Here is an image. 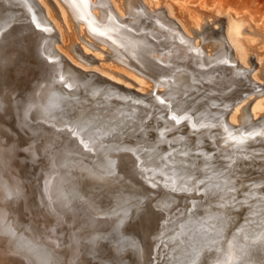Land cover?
Wrapping results in <instances>:
<instances>
[{
  "label": "bare ground",
  "instance_id": "obj_1",
  "mask_svg": "<svg viewBox=\"0 0 264 264\" xmlns=\"http://www.w3.org/2000/svg\"><path fill=\"white\" fill-rule=\"evenodd\" d=\"M37 1L42 12L34 11V0H0V41L17 15L12 4L21 6L20 16L37 26L52 22L60 38L55 46L86 72L58 62L70 90L41 82L7 99L2 94L18 80H8L5 69L0 111H13L19 130L9 126L10 116L2 118L0 260L12 255L20 264H217L219 257L227 264H264V171L254 177L250 171L264 165V89L249 94L259 93L249 111L243 108L247 98L237 102L243 85L264 83V50L241 34L248 28L264 39V21L231 16L227 36L217 35L209 49L213 31L202 14L222 15L219 6L195 13L178 10L170 0H61L82 34L105 44L114 61L151 84L131 74L122 79V72L104 63L89 67L100 60L75 59L70 50L76 53V36L65 11L67 33L46 2ZM47 52L52 56V47ZM251 52L255 67L249 66ZM221 105L232 107L227 116ZM30 114L42 123L32 122ZM173 116L185 124L180 135L173 131L181 126ZM47 125L52 135L30 133ZM207 138L223 158L217 150L216 156L207 152ZM240 196L250 207L236 201ZM62 217L69 230L58 229Z\"/></svg>",
  "mask_w": 264,
  "mask_h": 264
},
{
  "label": "water",
  "instance_id": "obj_2",
  "mask_svg": "<svg viewBox=\"0 0 264 264\" xmlns=\"http://www.w3.org/2000/svg\"><path fill=\"white\" fill-rule=\"evenodd\" d=\"M50 2L53 3V5H55L52 0H50ZM12 5H11L12 7H15L14 9L16 10L17 15L14 17L13 22L9 26H7V28H5L1 34L2 38L0 41V54L2 53L1 54L2 58L0 59H2V64H0V83H5V80L3 79V76H5V69L9 70L7 79L10 80L11 77L15 76V78L18 80V83L10 87L11 88L10 90L6 89L7 93L2 94V96L7 94L8 96L7 99H9L10 95L14 96V98H18L19 95L18 93H16L17 91L22 90L23 88H25V91L29 89L31 90L32 88L30 87H32L33 85L36 86L40 84L41 82L50 83V84H61L64 88H66V91L70 90L69 87L66 85L65 81L61 78V76L58 75V72L60 70L59 66H57L58 62L62 63L63 68L65 67L71 68L72 70L80 74H82L83 72H86V70L82 69L81 67L71 62L55 46V44L60 42V38L57 33V29L55 28V26L52 24L50 20L45 24V26H37L32 21V19L27 17L26 15L20 16L22 12L21 6H16L14 4ZM34 5L36 6L34 8L35 12L43 11L42 5H40L37 0H34ZM75 24L76 26H78L77 25L78 22L75 21ZM219 29L220 28H212V31L215 34L217 33ZM195 35H197V33ZM222 37L225 38L224 35ZM80 38L84 40L85 42H87V40H85L83 36H80ZM92 39L95 44L99 42L95 38H92ZM216 39H218V37ZM95 44L91 45L92 48H98L97 46H95ZM50 47H52V52H51L52 56L48 55V52H47V49H49ZM74 47L76 50V55L79 59L91 60L92 62L99 61V59L96 58L93 54L84 52L81 46H79V43H76ZM102 51L106 54L107 58L113 57V53L111 52V50L109 51V53L106 52V50L104 49ZM7 55H12L13 57L12 58L10 57L11 59L9 60L6 57ZM13 60L15 61V64L12 63ZM252 64H255L254 61ZM226 65L232 66L233 63L226 64ZM18 67L19 69L20 67H22L25 70L21 72L19 69H16ZM251 67H254V65H252ZM51 68L53 70L52 72H51ZM12 71L14 75L11 74ZM249 71H250V68H248V72ZM51 74H54V77H51ZM25 75H27V77L23 78V76ZM6 87L8 88L9 86H6ZM249 87H250V84L243 85L244 92L241 93V96L237 99L238 100L237 102L243 100L244 98H248L249 94L253 92V90H255L256 92L263 91L264 83L261 85L254 84L253 87L251 88ZM131 89L138 91L134 88H131ZM258 95L259 93L254 94L253 98H251L249 101L244 103L243 108L249 111L253 99L257 97ZM14 103L16 105V102ZM221 107L223 109V112L226 113V116L232 110V107H229V106L221 105ZM5 116L7 117L10 116V118L8 119L9 126L13 128L14 131H18L19 128H16L15 121H14V118H15L14 112L13 111L7 112V110L2 108L0 111V122L1 123L4 122L3 117ZM30 120L34 123H37V125L39 124V122L42 123V121L36 119L35 115H31V114H30ZM181 123L183 122H179L178 124H181ZM47 126L49 128L45 127V129H39V130L37 128L36 129L37 133H34V132H30V133L36 134V136L37 134L40 135L41 132L51 133L52 135V131L50 129L51 125H47ZM62 130L63 129L61 128H57L56 129L57 132L56 131L54 132H56L59 136H61L64 139L66 134ZM18 134L20 136H25V134L24 133L22 134V132ZM58 147H61V145ZM67 149L72 150L71 148H67ZM37 160L39 161L40 159H37ZM16 164H24V163H20V161L17 160ZM31 164H38V163L33 161ZM157 222L158 220H154L153 226L156 225ZM141 223H142L141 227H145V226L147 227L146 225L147 223H145L144 221L143 222L141 221ZM138 225H140L139 222H138ZM0 244L2 245L3 243H0ZM151 256L154 257V254H152ZM0 257H1V254H0ZM2 259L7 261V260H14L15 258H13L12 255H6V258H2ZM152 263L156 264V262H152Z\"/></svg>",
  "mask_w": 264,
  "mask_h": 264
},
{
  "label": "rangeland",
  "instance_id": "obj_3",
  "mask_svg": "<svg viewBox=\"0 0 264 264\" xmlns=\"http://www.w3.org/2000/svg\"><path fill=\"white\" fill-rule=\"evenodd\" d=\"M44 1L48 5V7H50V9H51V11H52V13L54 15V18L60 24V26H61L62 30L64 31V33H67L68 28L66 27V23H65L64 18L62 16V11H65V13L67 15V18L70 21L71 29L74 31V34L76 36V40H75L76 43H79V46H81V48L82 47H86L90 51V52H86V53L93 54L96 58H98L101 61L99 63L90 64L91 66H89V64H87V63H85V65H87L89 67H94V66L101 67L102 64L104 63L105 65H107L109 67H112L115 70H119L120 72H122L123 76H121V75L119 76V77H122V79H127V77H130L128 74H131V75H134L136 77L145 79L146 81H148L149 83L152 84V82L149 79H147L146 77H144L142 75H139L134 70H131L127 66H124L123 64H120V63L114 61L111 57L107 58L106 57V54L102 51V49H104V50L106 49V45L105 44H104L105 46L104 45H101V44H96V46L98 45L99 48H92V46H90L87 42H85L84 40H82L80 38L81 35L83 36V38L85 40H87L89 42H93V40L90 39V36H88L87 34H84V33L82 34L80 32L79 28L82 25L81 24H78V26H76V24H75L74 20L72 19L71 15H70V13L68 11V9L66 8V6L63 4V2L61 0H52L55 5H53V3L50 2V0H44ZM170 1L172 3H174V5H177L176 7H177L178 10L179 9H182V10H185V11H194L195 13H197V11H199V10L208 12L209 10H212V9L216 8V6H219L220 7V9H221V11H222L223 14L222 15H218L217 16L218 18L217 17H214V18L211 17L210 19H213L212 21H210V19L207 18V14H205V13L202 14L204 16V19H205V24L206 25L207 24L208 25L211 24L207 28H209V27H210L209 29H211V28H220L217 31V33L214 34L212 32V34L215 35V36L213 35V40L210 39L209 42L205 44V46H208L209 49H212V46L214 47L216 45L217 41H215V40H217L216 39L217 38V35H218V37L223 36V35L224 36L225 35L227 36L228 24H229V21L228 20H230V17L231 16L250 17L252 20L256 21L255 24H258V22H259V25H263L261 21H264V0H170ZM213 24H215V25H213ZM246 31H248V28L245 29V30H243L241 32V34L245 38H247V37H254V43H255L254 45L255 46H258L257 48H260L261 47V49L264 50V39L261 38V36H260L261 34L260 33H257V32L256 33H253V34H250L249 31L248 32H246ZM258 40H259V42H258ZM257 43H259V44H257ZM61 46H62V44H61ZM106 52L109 53V51H106ZM95 53L101 54V56L103 55L102 58H101V56L98 57ZM252 53L253 52L250 53L249 66L254 65V67H255V64H252L253 63V60L251 59V56H254V57H256V56L254 55V53L253 54ZM70 54L73 57H75V59H77L78 61L84 63L83 60L79 59L77 57L76 53H73L71 50H70ZM102 59H103V61H102ZM250 62H251V65H250ZM262 81H264V79H262ZM131 82H133V81H131ZM132 84L134 86L136 85L135 82H133ZM134 86H132V87H134ZM249 98L251 99V98H253V96H251ZM249 98L246 99V102L250 100ZM254 99L256 101L257 99H259V97H256ZM254 99H253V101H254ZM253 101H252V103H253ZM246 102L243 101V103H246ZM143 105L147 107L146 104L143 103ZM161 112L163 113L164 111H161ZM242 112L245 113L244 111H242ZM152 118H153V116H149L148 115L147 117H145L146 122L147 123H152ZM213 128H217V126H213ZM184 129H186L185 124L184 123H181V126L178 127V128H176V129H174L173 131L175 132L176 135H178L179 134V131L180 130H184ZM213 132L218 133L217 130H215ZM190 135H196V134H195V132H191ZM210 141H211V138H207V141H205L203 143V145H209V142ZM259 141L260 140H257L256 143H259ZM178 144H179L178 141H172L171 142V145L172 146H177ZM209 146L211 147V149H208L207 152L210 153V155L212 154V156H216V152H217V155L220 154V157H218V158L219 159L220 158H223L221 156V153H220L221 151H218L217 149L214 150V148H212L214 145H209ZM202 148L204 149V146H202ZM255 148H257V147H249V149H247V150L253 151ZM194 152L197 153V151H194ZM255 153H259V152H255ZM214 159L216 160V158H212L211 159L212 160L211 161V164H215V160ZM224 159H226V158H224ZM225 164L229 165L231 163L228 160V161H226ZM55 165H56L57 168H61L62 167V166H59L58 164H55ZM206 165H208V164H206ZM250 171H254L252 173L253 175L251 174L252 177H254L255 175L258 176L260 173H263V171H264V165H262L260 167L258 166V164L251 165L250 166ZM250 171H249V174H247V175H250ZM258 171H259V173H258ZM243 176H246V174H243ZM249 181L251 183L253 180H249ZM241 197H243V196L237 197L236 201H238V203L241 202V201H243V203H242L241 206L244 207V208L250 207L251 203L250 202H244V200H243L244 197L243 198H241ZM235 210H238V208H236ZM18 213L22 217V212L18 211L17 214ZM16 219H18V217H16ZM62 219H63V217L61 218V220ZM61 220H60L61 223H58V225H57L59 230L61 229V231H62V229L66 228V227H67V229L70 228L69 225L68 226L67 225H65V226L62 225V224H64V222H63V220L62 221ZM73 230H74V228H71L70 229V231H73ZM62 233H64V235H65V232H62ZM159 237L160 238L157 237V239L158 240H161V234H159ZM10 263L11 264H20L17 260H15L14 263H13V260H7V261H5L4 259L0 260V264H10Z\"/></svg>",
  "mask_w": 264,
  "mask_h": 264
},
{
  "label": "snow or ice",
  "instance_id": "obj_4",
  "mask_svg": "<svg viewBox=\"0 0 264 264\" xmlns=\"http://www.w3.org/2000/svg\"><path fill=\"white\" fill-rule=\"evenodd\" d=\"M157 99L160 101V103H162V104L164 103V100H160L159 97H157ZM182 118L186 119V117H182ZM172 119L175 120V121H177V122H179V120L177 119L176 116H173ZM70 131L72 132L73 135H76V134H77L76 131H75L74 129H70ZM250 135H251V134H250ZM174 190H175V189H174ZM181 190H186V189H183V188H182ZM262 239H264V237H262ZM217 264H227V262H226V261H222V260H220V258L218 257V258H217Z\"/></svg>",
  "mask_w": 264,
  "mask_h": 264
}]
</instances>
